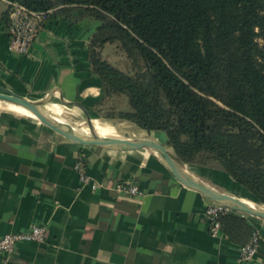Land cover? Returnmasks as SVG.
Returning a JSON list of instances; mask_svg holds the SVG:
<instances>
[{
    "label": "crops",
    "instance_id": "1",
    "mask_svg": "<svg viewBox=\"0 0 264 264\" xmlns=\"http://www.w3.org/2000/svg\"><path fill=\"white\" fill-rule=\"evenodd\" d=\"M98 24L53 14L24 54L10 49L0 25V85L49 100L41 107L57 114L71 105L73 113L100 115L102 80L92 71L88 48ZM0 97H8L1 88ZM135 126L167 143L165 131ZM80 156L97 187L75 170ZM184 164L217 189L249 194L220 168ZM122 180L137 182L144 193L119 191ZM212 201L179 181L152 149L81 145L37 115L0 108V234L47 225L45 241H20L9 256L0 251V264H234L242 244L211 233L205 208ZM242 214L261 232V245L241 264H264V218Z\"/></svg>",
    "mask_w": 264,
    "mask_h": 264
},
{
    "label": "trees",
    "instance_id": "2",
    "mask_svg": "<svg viewBox=\"0 0 264 264\" xmlns=\"http://www.w3.org/2000/svg\"><path fill=\"white\" fill-rule=\"evenodd\" d=\"M12 1L98 20L88 45L102 80L98 112L165 131L180 163L220 168L264 203V0ZM12 7L0 0V25ZM107 43L130 69L102 55ZM220 219L238 244L256 229L233 210Z\"/></svg>",
    "mask_w": 264,
    "mask_h": 264
},
{
    "label": "built area",
    "instance_id": "3",
    "mask_svg": "<svg viewBox=\"0 0 264 264\" xmlns=\"http://www.w3.org/2000/svg\"><path fill=\"white\" fill-rule=\"evenodd\" d=\"M13 3L10 12V20L5 25L8 37L9 47L13 52L24 54L29 51L39 29L50 18L51 10L37 11L32 10L18 2ZM80 179L85 183H91L97 187V183L92 181L87 172V164L80 156L74 164ZM116 188L130 195H140L144 189L137 183L129 180L116 182ZM228 206L217 201L210 202L205 208V216L209 222L210 231L214 235L222 233L220 216L230 211ZM47 239V225L42 223H33L28 229L9 231L0 234V251L7 256L12 255L17 250V244L20 241L32 240L43 242ZM261 245V232L258 229L253 231L250 240L240 246V257L234 264H241L243 260L252 259L259 251Z\"/></svg>",
    "mask_w": 264,
    "mask_h": 264
},
{
    "label": "water",
    "instance_id": "4",
    "mask_svg": "<svg viewBox=\"0 0 264 264\" xmlns=\"http://www.w3.org/2000/svg\"><path fill=\"white\" fill-rule=\"evenodd\" d=\"M0 88L7 93L8 99H11L16 103L29 108L37 115V117L40 119V122L75 143L81 145L113 147L120 149H152L154 151H157L163 157H165V160L170 166L173 174L183 184L197 189L212 200L222 203L232 210L264 218V206L257 207L244 198L217 189L198 179L178 161L170 145L150 133H147L145 136L132 137L127 132H124L126 136L119 139L91 138L86 135L77 134L71 131L70 129L63 127L59 122L45 114L42 108L40 107L39 101L31 99L25 95L19 94L14 90L10 89L9 87L0 85ZM89 120L90 122H92L91 118H89ZM260 203L264 204L263 202Z\"/></svg>",
    "mask_w": 264,
    "mask_h": 264
},
{
    "label": "rangeland",
    "instance_id": "5",
    "mask_svg": "<svg viewBox=\"0 0 264 264\" xmlns=\"http://www.w3.org/2000/svg\"><path fill=\"white\" fill-rule=\"evenodd\" d=\"M102 55L108 59L109 61H111L113 64L128 70L130 69V60L127 58L126 54L122 51V49L115 43H107L105 44L102 48ZM43 101V100H39ZM47 102H49V100H47ZM62 103V102H61ZM66 110L63 113L57 114L51 111V113H54L58 116H65L67 119H69L70 121L78 124V125H88V126H92V122H90L89 117H87L86 115H82V114H77V113H73V110H77L75 107H72L71 105H64ZM4 109V108H2ZM95 118L97 117V119L100 120L101 123L106 124V125H113L116 128H118L120 131L122 132H127L130 135L133 136H142V135H146L147 132H142L141 130H139L132 122L129 121H125L122 118H109V117H105L102 114L98 115V116H91V118ZM93 120V119H92ZM85 128V127H84ZM149 133V132H148ZM103 136L106 137H121L119 135V132L115 129L112 128L108 131H106L104 133ZM185 168H186V164L181 163ZM191 173V172H190ZM200 179V178H198ZM201 180V179H200ZM203 181V180H202ZM246 200H248L249 202H253L254 200L252 199H247L246 197H244ZM236 211V210H233ZM238 213H243L240 211H236ZM247 214V213H244Z\"/></svg>",
    "mask_w": 264,
    "mask_h": 264
},
{
    "label": "bare ground",
    "instance_id": "6",
    "mask_svg": "<svg viewBox=\"0 0 264 264\" xmlns=\"http://www.w3.org/2000/svg\"><path fill=\"white\" fill-rule=\"evenodd\" d=\"M47 103L46 100H43V101H40L39 104H40V107ZM0 108H4V109H12V110H16V111H23L25 113H30V114H33V115H36L32 110H30L29 108L21 105V104H18L16 102H14L13 100L11 99H8V97H0ZM42 108V107H41ZM42 110L44 111L45 114H47L49 117L53 118L54 120H56L57 122H59L63 127L67 128V129H70L71 131L77 133V134H82V135H86L88 137H91V138H106V139H112V137H106V136H103L104 133L112 128H115L117 131H119L118 128H116L115 126L113 125H106V124H103L100 122L99 119H93L92 120V126H88V125H83L84 127L82 126H78L76 125L74 122L70 121L69 119H67L65 116H58L54 113H51V112H48L47 110L43 109ZM142 136H145V135H142ZM136 137V136H135ZM157 152V151H156ZM157 154L163 158L165 160V157H163L161 154H159L157 152ZM166 161V160H165ZM167 162V161H166ZM241 198H244L246 197L247 199H252L248 194L246 195H243V196H239ZM245 199V198H244ZM253 200V199H252ZM251 204L257 206V207H263L264 204H261L260 202L258 201H253V202H250Z\"/></svg>",
    "mask_w": 264,
    "mask_h": 264
}]
</instances>
